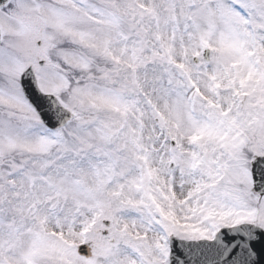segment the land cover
Masks as SVG:
<instances>
[{"label": "rangeland", "instance_id": "1", "mask_svg": "<svg viewBox=\"0 0 264 264\" xmlns=\"http://www.w3.org/2000/svg\"><path fill=\"white\" fill-rule=\"evenodd\" d=\"M93 2L18 0L1 13L0 264H162L170 214L199 217L187 219L180 201L189 199L213 200L230 219L259 214L264 225L248 168L264 153V0ZM95 6L103 12L87 9ZM80 8L83 30L64 31L63 15ZM13 52L21 70L9 64ZM28 64L71 110L64 128L45 130L22 98ZM245 73L256 80L245 85ZM82 242L89 259L76 254Z\"/></svg>", "mask_w": 264, "mask_h": 264}, {"label": "water", "instance_id": "2", "mask_svg": "<svg viewBox=\"0 0 264 264\" xmlns=\"http://www.w3.org/2000/svg\"><path fill=\"white\" fill-rule=\"evenodd\" d=\"M9 1L11 0H0V8L6 5ZM19 84L22 88L24 96L34 107L36 112L39 114L42 122L48 128H59L69 120L70 113L64 110L53 96L45 95L39 90L36 79L30 68L21 75ZM252 177L254 190L257 193L262 194L264 192V157L257 159L252 164ZM239 230H244V227ZM257 234L258 242L256 243V245H254V247H252L254 253L250 257L248 253H244L243 256L249 257L246 260L247 262L249 261V259L251 260L252 257H254L256 259V264H264V235L261 232H257ZM175 247H181V243L178 241H172V251ZM221 249H224V247H221ZM78 253L85 257H89L90 250L87 245H81L78 247Z\"/></svg>", "mask_w": 264, "mask_h": 264}, {"label": "flooded vegetation", "instance_id": "3", "mask_svg": "<svg viewBox=\"0 0 264 264\" xmlns=\"http://www.w3.org/2000/svg\"><path fill=\"white\" fill-rule=\"evenodd\" d=\"M1 20L2 19H0V24H2ZM1 72H2V50L0 48V74H1ZM232 225H235V223L229 222L228 226H232ZM193 226L196 228H200V230H204V231L209 230L212 232L217 231L221 227L217 224V222L215 220H200L199 222H196ZM171 235L176 236V237H180V238L187 236L184 234L177 233L175 230H173L171 232ZM162 264H168V262H163Z\"/></svg>", "mask_w": 264, "mask_h": 264}]
</instances>
